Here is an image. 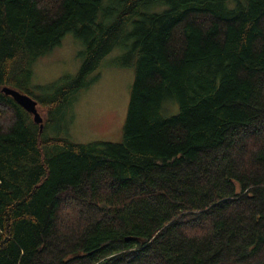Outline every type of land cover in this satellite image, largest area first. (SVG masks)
I'll return each instance as SVG.
<instances>
[{"label":"trees","instance_id":"trees-1","mask_svg":"<svg viewBox=\"0 0 264 264\" xmlns=\"http://www.w3.org/2000/svg\"><path fill=\"white\" fill-rule=\"evenodd\" d=\"M101 2L0 0V264H264V0H120L107 23ZM69 31L80 66L39 96L32 64ZM117 46L121 141L46 135Z\"/></svg>","mask_w":264,"mask_h":264},{"label":"rangeland","instance_id":"rangeland-1","mask_svg":"<svg viewBox=\"0 0 264 264\" xmlns=\"http://www.w3.org/2000/svg\"><path fill=\"white\" fill-rule=\"evenodd\" d=\"M101 7L97 20L107 23L114 17L115 10L121 7V2L102 0ZM131 29L132 26L128 27V31ZM130 43L128 40L127 45ZM82 50L81 40L74 33L66 32L58 45L33 62L30 81L33 90L45 97L51 92L46 91L47 84L64 75L74 76L82 60ZM131 61L128 47L113 48L90 75L95 78L89 85L80 88L69 104L50 110L45 134L65 137L76 143L121 141L134 79V65L128 64ZM41 106L37 104V110L44 119L46 108ZM177 110L174 100L163 102L164 115Z\"/></svg>","mask_w":264,"mask_h":264},{"label":"water","instance_id":"water-1","mask_svg":"<svg viewBox=\"0 0 264 264\" xmlns=\"http://www.w3.org/2000/svg\"><path fill=\"white\" fill-rule=\"evenodd\" d=\"M1 91L12 97V99L20 105L22 108H24L27 112H29L32 115L33 121L39 125V129L41 130L43 127V117L37 110V101L33 99L31 96H29L26 93L20 92L19 90L9 87V86H3L1 88Z\"/></svg>","mask_w":264,"mask_h":264}]
</instances>
